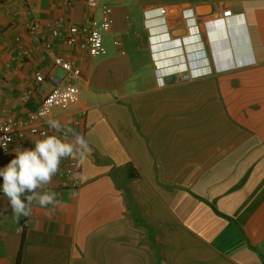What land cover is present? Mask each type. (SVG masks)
I'll return each mask as SVG.
<instances>
[{"label": "crops", "instance_id": "crops-1", "mask_svg": "<svg viewBox=\"0 0 264 264\" xmlns=\"http://www.w3.org/2000/svg\"><path fill=\"white\" fill-rule=\"evenodd\" d=\"M98 3L0 1V123L37 109L49 85L35 74L64 75L54 56L81 71L78 103L44 121L75 154L77 184L56 174L26 191L32 213L18 219L0 193V264H264V0ZM101 6L103 55L42 48L56 25H98ZM249 51L250 64L230 60ZM188 71L199 75L173 77ZM78 134L91 148L82 162ZM36 140L14 143L0 167Z\"/></svg>", "mask_w": 264, "mask_h": 264}, {"label": "built area", "instance_id": "built-area-1", "mask_svg": "<svg viewBox=\"0 0 264 264\" xmlns=\"http://www.w3.org/2000/svg\"><path fill=\"white\" fill-rule=\"evenodd\" d=\"M63 1L67 4L71 2V0ZM86 5L90 9L99 7L98 0H86ZM161 12L164 13V10H161ZM26 14L28 15L30 12L27 10ZM230 15V10H226L222 13V16L225 18ZM110 16L111 8L108 6H101V16L98 25L91 22L81 25H56L51 30L49 38L42 43V48L50 50L52 48V41L55 40L67 47L77 46L91 57L103 55L105 53V47L102 34L107 32L110 28ZM37 30V24H32L28 28V32L31 36L34 35L35 42L38 41V38L35 36ZM19 55L22 58H27L29 56L27 51L21 49ZM250 62H244L242 65L250 64ZM53 65L63 70L64 75L47 74L44 76L41 73L35 74V82L37 85L42 83L49 85V90L47 92H41V101L37 109L30 112L24 120L8 118L0 123V144L6 145V148L0 147V158L8 157L12 145L21 140L26 134L34 135L38 137V139H43L45 136L50 135L49 131L44 126V121L52 110L54 108L66 109L78 103L79 88L75 81L80 76V68L72 60L59 55L54 56ZM197 75H199V73L188 71L176 72L173 77L178 82H186L194 79ZM27 96L28 93L24 95V98H27ZM8 137H10L9 141H7ZM77 167V161L73 159L68 160L66 161V167L59 169L57 174L71 177L72 182L77 184Z\"/></svg>", "mask_w": 264, "mask_h": 264}, {"label": "clouds", "instance_id": "clouds-1", "mask_svg": "<svg viewBox=\"0 0 264 264\" xmlns=\"http://www.w3.org/2000/svg\"><path fill=\"white\" fill-rule=\"evenodd\" d=\"M249 56L250 59L245 62H254V59L251 58V51H249ZM230 60L234 61L233 64L242 65L240 62H236L233 57ZM245 65L247 64L242 66ZM47 123L51 128L59 130L58 123L55 120H48ZM9 140L10 137L7 138V141ZM77 143L85 147L86 150L82 162L91 152V148L88 146V141L79 134ZM0 147L6 148V145L0 144ZM12 151L15 153L14 157L6 165L0 167V178H2L0 193L7 197L12 206V213L18 219L21 216L29 217L32 213L27 204L22 201L21 196L26 191L34 193L38 187L49 183L59 171L62 162L72 160L75 154L66 143L55 135H47L43 139L36 140L34 147L31 149L21 150L18 146ZM31 199L32 197H27L28 201H31ZM53 202L54 197L50 195L39 198L41 208H47Z\"/></svg>", "mask_w": 264, "mask_h": 264}, {"label": "water", "instance_id": "water-1", "mask_svg": "<svg viewBox=\"0 0 264 264\" xmlns=\"http://www.w3.org/2000/svg\"><path fill=\"white\" fill-rule=\"evenodd\" d=\"M203 5H198L196 8H195V11L197 12L200 8H202Z\"/></svg>", "mask_w": 264, "mask_h": 264}]
</instances>
